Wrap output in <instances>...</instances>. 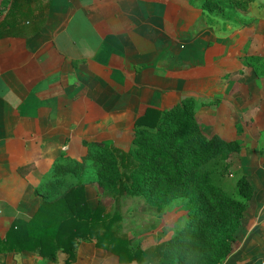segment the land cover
Here are the masks:
<instances>
[{
  "label": "crops",
  "instance_id": "0c3cea01",
  "mask_svg": "<svg viewBox=\"0 0 264 264\" xmlns=\"http://www.w3.org/2000/svg\"><path fill=\"white\" fill-rule=\"evenodd\" d=\"M12 1L0 0V24ZM203 1L52 0L39 32L0 39L1 239L37 213L43 200L35 189L61 155L82 162L83 142L96 141L128 153L148 109L163 112L191 97L204 135L240 143L230 176H246L254 189L236 234L241 245L222 264H264L257 257L264 250V0L246 13L217 2L219 14ZM30 163L36 170L21 178L17 170ZM88 202L93 210L100 204ZM66 260L63 253L54 261L0 256V264ZM72 264L120 263L79 241Z\"/></svg>",
  "mask_w": 264,
  "mask_h": 264
},
{
  "label": "trees",
  "instance_id": "16d2710c",
  "mask_svg": "<svg viewBox=\"0 0 264 264\" xmlns=\"http://www.w3.org/2000/svg\"><path fill=\"white\" fill-rule=\"evenodd\" d=\"M32 1H12L10 13L0 24V39L28 37L19 29L25 23L17 20L22 14L32 15L31 10L23 13L22 7ZM229 2L246 13L253 0ZM51 3L49 0L46 14L35 15L43 26L35 28L33 34L44 27ZM203 7L209 12L220 10L216 0H205ZM197 107L195 100L187 97L163 112L148 109L136 122L127 154V177L121 171L119 155L111 141L83 142L87 154L82 162L61 155L46 181L35 189L36 196L43 200L37 213L30 220L15 221L5 239L0 237V256L28 252L54 261L63 253L67 256L66 264H72L78 242L92 241L97 248L116 256L120 264L226 261L254 189L243 176L236 183L238 197L225 192L222 183L230 175L241 145L217 135H204L197 120ZM35 170V164L30 163L17 173L27 178ZM91 185H97L103 194L110 196L144 197L159 211L178 201L183 215L167 240L144 249L118 235L119 216L110 217L102 204L95 210L91 208L87 195V187Z\"/></svg>",
  "mask_w": 264,
  "mask_h": 264
},
{
  "label": "rangeland",
  "instance_id": "374dc122",
  "mask_svg": "<svg viewBox=\"0 0 264 264\" xmlns=\"http://www.w3.org/2000/svg\"><path fill=\"white\" fill-rule=\"evenodd\" d=\"M216 2L223 4L228 2V0H216ZM48 5L49 0H34L30 4H23V13H27L30 10L33 11V13L32 15L22 14V16L18 17L17 22L20 20L22 23H25L22 27L19 26V29L21 28V34L24 36H30L33 34L35 28L37 29L43 26L42 20L37 21L38 16L35 17V15H38L39 13L46 14V8ZM216 12L219 14L221 11L219 10ZM7 13L9 14L10 10ZM2 16L3 14L0 15V17ZM197 106L198 108L200 107L198 103ZM210 135L212 134L208 133V136ZM127 154L128 153H121L119 155L121 171L126 177L129 175V170L127 169L128 166L126 164ZM238 156H236L235 159ZM218 169H220V167ZM230 175L224 180L227 185L223 187L222 183V187L223 189L225 188L224 190L229 196L233 197L237 195L236 183L238 178L233 179ZM87 195L89 200L93 201V208L96 207V201L99 200L100 204L106 208V212L110 217H120V221L116 223V229L119 236L128 239L132 244L139 243L144 249L155 247L163 240H167V237L172 234V228L177 219L183 215L179 212L180 202L178 201L169 204L162 211H159L157 207L153 206L144 197H133L129 195L119 197L110 196L108 194H103V191L98 187L88 189ZM165 231L166 234H163ZM237 239L238 237L236 238L237 246H240L241 243H239V239L238 241ZM260 252L261 254L257 255V257L264 255V250Z\"/></svg>",
  "mask_w": 264,
  "mask_h": 264
}]
</instances>
